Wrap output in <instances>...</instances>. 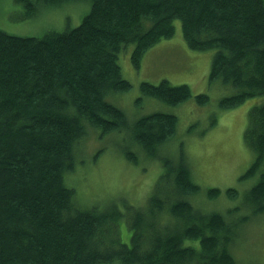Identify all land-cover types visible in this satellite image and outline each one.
I'll return each mask as SVG.
<instances>
[{"label": "trees", "instance_id": "16d2710c", "mask_svg": "<svg viewBox=\"0 0 264 264\" xmlns=\"http://www.w3.org/2000/svg\"><path fill=\"white\" fill-rule=\"evenodd\" d=\"M16 1L28 17L71 2ZM84 1L91 10L75 28L42 36L0 29V264H246L233 245L241 227L264 213V102L250 110L244 134L255 160L243 178L259 173L245 197L251 213L236 220L187 199L200 186L185 153L171 158L160 150L175 135L172 114L145 116L131 130L143 153L163 167L147 207L115 202L83 209L66 175L91 127L103 135L128 128L123 110L107 100L132 88L121 52L133 46L132 64L140 69L148 50L174 37L177 21L189 50L214 52L210 82L237 90L220 101L221 109L264 96V0ZM141 93L169 105L192 95L188 85L167 79L142 82ZM196 99L210 101L207 94ZM127 157L139 163L135 154ZM226 193L238 196L235 189ZM219 195L208 190L209 198Z\"/></svg>", "mask_w": 264, "mask_h": 264}, {"label": "rangeland", "instance_id": "374dc122", "mask_svg": "<svg viewBox=\"0 0 264 264\" xmlns=\"http://www.w3.org/2000/svg\"><path fill=\"white\" fill-rule=\"evenodd\" d=\"M90 10L89 1L71 0L59 6L42 7L35 16L28 17L23 3L0 0V29L12 35L42 36L52 29L62 31L79 26ZM175 26L174 37L148 50L140 69L132 64L133 46L128 45L121 52L122 74L132 88L111 94L107 100L123 110L128 128L103 135L100 129L91 127L80 141L75 169L67 173L66 181L75 190L81 208L105 210L115 202L123 208V203L127 207L148 206L163 167L159 160L143 153L132 139L131 130L137 120L165 113L175 115L178 122L175 135L160 150L171 158H178L181 151L185 153L193 179L200 186L197 194L187 198L193 207L206 213L219 212L229 221L251 213L244 202L259 173L243 178L255 160L244 134L250 110L263 103L264 96L251 98L233 110L221 109L220 101L237 90L221 81L210 82L214 52L189 50L181 22L177 21ZM164 79L172 85H188L191 97L179 105H169L142 95V82L156 85ZM199 94H207L210 101L205 105L198 103ZM128 152L137 156L138 164L127 157ZM209 189H219L220 195L209 198ZM228 189L237 190L238 196L230 198ZM234 208L240 210L228 215ZM121 231L123 240H128L130 232L126 228ZM233 251L241 262L264 264V213L251 217L241 227Z\"/></svg>", "mask_w": 264, "mask_h": 264}]
</instances>
